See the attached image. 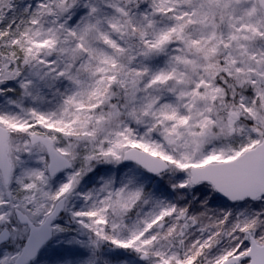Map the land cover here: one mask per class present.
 Wrapping results in <instances>:
<instances>
[{"label": "snow or ice", "instance_id": "obj_1", "mask_svg": "<svg viewBox=\"0 0 264 264\" xmlns=\"http://www.w3.org/2000/svg\"><path fill=\"white\" fill-rule=\"evenodd\" d=\"M0 264H264V0H0Z\"/></svg>", "mask_w": 264, "mask_h": 264}]
</instances>
